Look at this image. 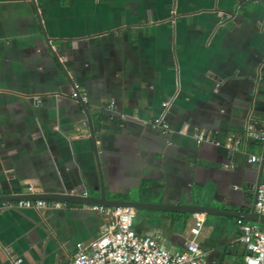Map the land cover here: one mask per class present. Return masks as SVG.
<instances>
[{
  "label": "crops",
  "instance_id": "crops-1",
  "mask_svg": "<svg viewBox=\"0 0 264 264\" xmlns=\"http://www.w3.org/2000/svg\"><path fill=\"white\" fill-rule=\"evenodd\" d=\"M250 121L264 129V0H0V194L201 200L218 208L207 263L246 264L237 220L263 223ZM63 202L0 211V264H69L100 234L104 215ZM194 220L144 208L135 228L183 249Z\"/></svg>",
  "mask_w": 264,
  "mask_h": 264
},
{
  "label": "built area",
  "instance_id": "built-area-1",
  "mask_svg": "<svg viewBox=\"0 0 264 264\" xmlns=\"http://www.w3.org/2000/svg\"><path fill=\"white\" fill-rule=\"evenodd\" d=\"M82 96L75 86L73 96ZM165 106L167 102L163 103ZM154 126L169 130V123L163 116L152 120ZM248 137L259 140L264 144V129H258L254 122L246 125ZM200 141L210 138L202 132L195 134ZM237 141L235 140L236 145ZM233 146L232 142H228ZM249 162H261L264 171V152L262 155L250 153ZM33 190L32 186L28 187ZM71 194L86 195V192ZM63 201H48L43 198H20L0 201V211L14 208H45L47 206L59 207ZM91 208L104 215L105 222L100 234L89 242H78L76 251L69 264H208L198 235L204 223L203 213H194V223L190 228V238L183 249L169 248L157 233H139L135 228L136 208L127 205H107L94 203ZM255 208L260 216L264 217V179L256 186ZM240 229V241L245 245L247 252L244 256L246 264H264V222L237 220ZM225 264H234L231 262Z\"/></svg>",
  "mask_w": 264,
  "mask_h": 264
},
{
  "label": "water",
  "instance_id": "water-1",
  "mask_svg": "<svg viewBox=\"0 0 264 264\" xmlns=\"http://www.w3.org/2000/svg\"><path fill=\"white\" fill-rule=\"evenodd\" d=\"M72 82V80H70ZM78 101H80L83 104V98L79 94V96L76 97ZM99 172L102 175V169L99 167ZM102 178V177H101ZM261 181L258 182V184ZM104 185L102 183V191L100 196H90V195H82V194H71L69 192H42L38 194H13V195H7V194H0V201L5 200H15L20 198H43L47 200H59V201H66V202H78V203H85V204H94V203H101V204H107V205H127V206H133L136 208V210L144 209V208H167L170 210H177L182 212H188V213H211L214 212V210H218L215 206L203 204L201 200L195 201L194 203H188V204H174V205H168V204H159L157 202L152 201H143L138 199H127V198H110L106 195L104 192ZM253 215L255 216L252 220L264 222V217L256 214L254 211H252ZM233 216L241 217L243 216L242 213L236 212L233 214Z\"/></svg>",
  "mask_w": 264,
  "mask_h": 264
},
{
  "label": "rangeland",
  "instance_id": "rangeland-1",
  "mask_svg": "<svg viewBox=\"0 0 264 264\" xmlns=\"http://www.w3.org/2000/svg\"><path fill=\"white\" fill-rule=\"evenodd\" d=\"M213 222V221H212ZM209 223V222H208ZM221 228L219 227L218 229H217V232H218V230H220Z\"/></svg>",
  "mask_w": 264,
  "mask_h": 264
}]
</instances>
